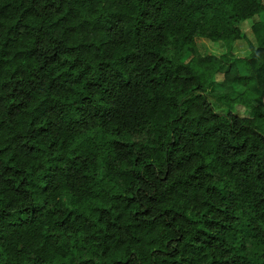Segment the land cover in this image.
Instances as JSON below:
<instances>
[{"label": "trees", "instance_id": "1", "mask_svg": "<svg viewBox=\"0 0 264 264\" xmlns=\"http://www.w3.org/2000/svg\"><path fill=\"white\" fill-rule=\"evenodd\" d=\"M262 13L0 0V264H264Z\"/></svg>", "mask_w": 264, "mask_h": 264}, {"label": "rangeland", "instance_id": "2", "mask_svg": "<svg viewBox=\"0 0 264 264\" xmlns=\"http://www.w3.org/2000/svg\"><path fill=\"white\" fill-rule=\"evenodd\" d=\"M260 21L264 20V13L255 16L252 19L246 20L242 23H240L238 26L244 36V38H240L236 40L233 43V52L236 57H241V56H246L249 52V43L255 44L254 37L251 33L250 27L253 22L255 21ZM195 47L196 50L201 54V55H215L219 56L224 53V45L221 42H212L204 38L196 37L195 38ZM222 71L226 70V66H223ZM220 78V75L217 76V79ZM216 86V84H215ZM211 104L213 108L218 111L222 112L223 111V105L219 102L216 101L215 98L209 97ZM231 112H233L236 115L242 116L246 114V109L244 107H231L229 108Z\"/></svg>", "mask_w": 264, "mask_h": 264}]
</instances>
